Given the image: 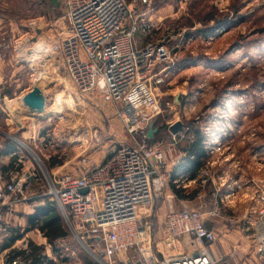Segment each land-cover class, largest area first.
<instances>
[{
    "label": "rangeland",
    "instance_id": "1",
    "mask_svg": "<svg viewBox=\"0 0 264 264\" xmlns=\"http://www.w3.org/2000/svg\"><path fill=\"white\" fill-rule=\"evenodd\" d=\"M65 2L0 0L1 80L7 82L13 77L19 84L12 100L7 99L0 111V142L11 143L17 159L18 155L24 156L41 177L35 183L36 192L31 189L29 197L43 185L46 174L54 170L80 174L101 163L118 144L130 140L121 116V103L104 102L102 98L100 103L93 101L91 93L80 92L64 72L62 57L55 47L58 31L63 27L60 17ZM126 2L132 11L127 24L136 29L137 48L152 44V53L141 68L146 77H151L150 85L156 88L157 113L145 127L158 129L154 141H167V126L174 119L201 130L208 118L222 116L221 111L211 108L224 106L226 102L227 109L222 114L233 119L231 129L236 132L232 144L264 151V0ZM32 21L34 26L30 24ZM37 47L38 56L32 55ZM157 50H163L164 55ZM37 76L41 79L35 85ZM158 78L162 81L154 84ZM3 85L5 88L8 84ZM33 86L45 98L39 115L29 111L22 100L18 105L15 102L23 89ZM112 104L117 111L110 115L106 107ZM242 139L246 141L242 143ZM8 161L5 158L2 163ZM13 161L16 167L18 163ZM64 229L66 237L53 245L38 244L31 234L30 238L25 236L26 242L14 248H27V241L32 239L43 246L42 253L55 254L57 261L65 257V264H107L99 256L100 243L88 239L80 243L66 224ZM0 235L1 243L4 230ZM5 257L0 252L2 262Z\"/></svg>",
    "mask_w": 264,
    "mask_h": 264
},
{
    "label": "built area",
    "instance_id": "2",
    "mask_svg": "<svg viewBox=\"0 0 264 264\" xmlns=\"http://www.w3.org/2000/svg\"><path fill=\"white\" fill-rule=\"evenodd\" d=\"M131 16L126 0L65 2L60 17L63 27L58 31L55 47L62 57L64 72L80 92L97 91L104 102L121 103V116H124L130 140L118 144L101 163L80 174L59 170L46 174L42 179L43 195L55 201L66 225L80 243L88 239L101 244L99 256L105 258L107 264H116V256L132 249L140 254L139 264H216L206 245L193 253L161 255L158 259L152 247L142 243L139 236L141 220L150 216L156 199L168 186L165 151L175 146L180 136L170 133L166 148L161 141H152L147 136L148 128L145 127L157 113L158 105L156 88L150 85L151 77H146L141 66L151 55L152 44L137 48L136 29L127 24ZM30 24L34 26L35 21ZM158 51L164 55L163 50ZM161 81L158 78L153 83ZM223 109H227L226 102ZM221 115L208 118L200 128L206 156L199 172L203 182L213 177L216 161L212 156L219 148L230 146L236 134L230 131L226 114ZM263 152L257 155L261 169L264 167ZM17 163H21L19 158ZM239 164L236 160L233 167ZM228 171L231 173L224 170L217 179L223 193L212 215H217L222 207L238 209L244 205L241 218H229L227 222L239 225L252 241L248 252L254 254L255 259L251 264H264V179L250 177L246 182L239 181L232 179ZM4 174L0 170V230L6 213L16 204L36 196L33 192L29 197V192L36 181L41 180L32 169L8 172L7 178ZM203 218L200 210L168 205L162 215V231L169 237L187 234L211 243L217 234L204 225ZM3 264H24V260L15 257Z\"/></svg>",
    "mask_w": 264,
    "mask_h": 264
},
{
    "label": "crops",
    "instance_id": "3",
    "mask_svg": "<svg viewBox=\"0 0 264 264\" xmlns=\"http://www.w3.org/2000/svg\"><path fill=\"white\" fill-rule=\"evenodd\" d=\"M36 52L37 50L32 54L36 55ZM1 78L2 77L0 75V80ZM0 83L1 109L7 99L9 101L12 100L13 93L18 91L19 84H17L18 79L13 77L7 79V82L5 80H1ZM4 83L8 84L5 86V88L3 85ZM29 88L23 89L16 98L18 99L22 97L23 94L29 91ZM90 95L92 96L91 98L93 101L95 100L99 103L101 102V96L97 91L91 92ZM106 108L108 109L109 112H107L110 115L115 114V111H117V107L115 105L113 106V104L111 107L109 106V108ZM175 122H177V119L169 121V123ZM153 129H155V132L153 133L152 137H154L158 132L157 128ZM184 129L185 128H182L178 133L180 138H178L175 146L165 151L164 166L165 172L168 175V186L163 189L159 199H156L155 202L157 205L151 209L152 213H150V216L144 217L142 219L143 223L140 225L139 233L142 243L145 245H150L154 251V255H156L158 259L161 257V255L193 253L200 246L206 245L214 257L216 264H251V260L255 259V255L248 252L252 241L248 236L244 235V233L240 230L241 228L239 225H230L229 222H227L229 218L240 219L244 205H242L240 208L238 207V209L222 207L217 215H212V211L216 206L220 205V198L223 193V189L218 185L217 179L224 170H230L231 173L229 171L228 172L232 176L231 178L237 179L239 181L246 182L250 177H253L254 179H264V167L261 169L262 164L261 162L259 163L257 161L260 158V156L257 155H259L263 149L253 147L249 148L248 150L247 147L241 144L238 146L231 144L228 147L219 148V151L212 156V159L216 161V164L212 168L213 177L212 179H208L207 181L203 182V180L200 179L199 172L204 164L196 166L194 163V159L196 157L192 153L189 154V157H186V154L189 153L186 150V145L189 143V140H192V135H188L183 138ZM169 134L170 132L167 130L165 138L167 141L169 139ZM151 140L153 141L154 139L152 138ZM167 141L162 142L163 145H167ZM244 141L246 140L242 139L241 142L243 143ZM0 143L2 144V148L0 149V170L2 172L4 171V173L7 174L8 172L18 171L19 169H34V165L29 160L25 161V158L22 155H18L21 163L17 165L21 168L16 166L18 168L16 169L14 166L15 163L13 161H17V157L15 155L17 154L16 148H14V146L8 142L4 143L3 141V143ZM25 146L27 147V145ZM13 152H15V154L12 155ZM29 154L30 153L28 152V155ZM30 157L32 158V161H34V164L37 165L36 160L32 156ZM5 158L9 159L8 163L6 164L2 163ZM200 158L201 157L198 159ZM205 158L206 156L204 152L203 161ZM236 160H239L240 164L238 167H233ZM258 168H260V170ZM35 205L36 202H21L16 204L11 212L6 213L2 223L3 226L0 230H4L5 237L7 236V229L12 228L8 225L10 222H13V224L17 223L13 227H19L23 229L26 226V216L34 211ZM168 205H172L175 208L188 207L200 210L203 213L204 225L216 232V240L211 243H207L196 240L187 234L177 237H169L165 235L162 231L161 222L162 215L168 208ZM31 234L35 235L38 244H43L44 239L40 232L36 230H30L25 234V236L30 238L29 235ZM25 236L18 240L14 245H20L22 241H25ZM59 240H63V238ZM18 248H20V246ZM89 253L94 256V254L91 252ZM2 254L5 256L6 250L2 251ZM48 257L53 260L54 264H65L67 261L65 257H62V260L57 261L58 258L55 256V254H48ZM139 258L140 254L135 249H132L125 252L121 256H116L114 260L116 264H123V261H125V264H139ZM3 263L4 262L0 260V264Z\"/></svg>",
    "mask_w": 264,
    "mask_h": 264
},
{
    "label": "trees",
    "instance_id": "4",
    "mask_svg": "<svg viewBox=\"0 0 264 264\" xmlns=\"http://www.w3.org/2000/svg\"><path fill=\"white\" fill-rule=\"evenodd\" d=\"M211 109H219L221 113L224 111L223 104L221 106L218 105L212 107ZM227 118L232 119L229 118L228 115ZM228 122L230 124V128H232V126L234 125L233 119L232 121L229 120ZM184 126L185 129L183 138L188 135H192V140H189V143L186 145V150L189 152L188 154H186V157H189V154L192 153L196 157L194 159L195 165H202L204 150L202 146L203 138L201 131L198 128H193L192 124L185 123ZM230 131L233 132L232 129ZM178 138L180 137H177V140ZM199 157L201 158L198 159ZM52 165H55V163L53 162ZM34 186L32 190L34 189ZM37 190V193H35L36 190L34 189V193L36 194V196L29 201L31 203L36 202V205L34 207V211L26 216V226L23 229L19 227H12L7 229V236L0 243V252L6 250V261L8 262L13 260L15 257H19L24 260V264H54L53 260L48 257V254L46 255L42 253V245L46 243L53 245L56 241L66 237L67 235L64 229V224L66 223L55 201L51 200L49 196L43 195V193L45 192V187L43 185H40ZM156 205L157 203H155L154 207ZM30 230H36L40 232L44 239L43 244L36 245L33 241L28 240L27 248H14L13 245L18 240L22 239Z\"/></svg>",
    "mask_w": 264,
    "mask_h": 264
},
{
    "label": "water",
    "instance_id": "5",
    "mask_svg": "<svg viewBox=\"0 0 264 264\" xmlns=\"http://www.w3.org/2000/svg\"><path fill=\"white\" fill-rule=\"evenodd\" d=\"M22 103L29 109L31 112H41L45 106V98L40 92V89L37 86H33L29 91H27L21 97ZM184 124L181 121H177L168 127V130L171 134H178L183 128ZM155 129H149L147 136L152 137Z\"/></svg>",
    "mask_w": 264,
    "mask_h": 264
},
{
    "label": "bare ground",
    "instance_id": "6",
    "mask_svg": "<svg viewBox=\"0 0 264 264\" xmlns=\"http://www.w3.org/2000/svg\"><path fill=\"white\" fill-rule=\"evenodd\" d=\"M38 49H37V53H38V51L40 50V48L39 47H37ZM36 53V55L38 56V54ZM33 55V54H32ZM33 79V78H32ZM41 79V77H36V78H34V81H33V83L36 85L37 83H38V81ZM19 100H21V97H20V99L18 98L15 102L17 103ZM22 102V101H21ZM19 104V102L16 104V105H18ZM22 104V103H21ZM60 112V111H59ZM42 112H36V114L37 115H39V114H41Z\"/></svg>",
    "mask_w": 264,
    "mask_h": 264
}]
</instances>
